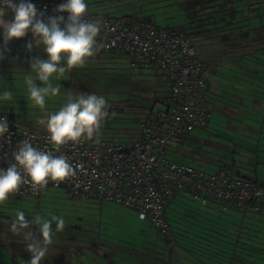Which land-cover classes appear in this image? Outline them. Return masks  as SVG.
<instances>
[{
  "label": "crops",
  "instance_id": "crops-1",
  "mask_svg": "<svg viewBox=\"0 0 264 264\" xmlns=\"http://www.w3.org/2000/svg\"><path fill=\"white\" fill-rule=\"evenodd\" d=\"M142 18L157 26L153 16ZM5 19L11 20V13ZM182 20V24L171 27L190 40L197 57L210 71L206 93L210 117L205 127L196 128L178 142L168 144L167 156L206 172L223 168L233 176L264 185V8H250L246 0H202L197 8L188 14L185 12ZM0 33L2 50L12 55L0 61L2 68L14 70L22 77L34 74L33 80L40 82L31 70V60L46 56L42 48L26 49L31 32L7 45L3 43L2 29ZM126 64L129 73L139 81L131 88L136 93L135 104L128 105L141 120L144 114L161 106L169 83L155 67L130 68L126 53L103 47L87 58L83 67L73 68L59 77L54 74L50 82L70 84L59 95L75 94V89L87 92L88 84L83 75L115 73ZM154 71L157 74L154 75ZM150 72L153 74L148 75ZM141 83L147 87H137ZM60 108H45L41 114L29 112L20 116L5 108L0 110L21 123H30L33 129L46 130L38 121ZM139 134L138 130L132 140ZM183 199H186V209H183L186 214V264H264V214L219 201L203 206L188 200V194H181L166 209V212L171 211L169 216L174 225H178L176 216L181 215ZM12 252L0 251V264H24V259L14 257Z\"/></svg>",
  "mask_w": 264,
  "mask_h": 264
},
{
  "label": "built area",
  "instance_id": "built-area-1",
  "mask_svg": "<svg viewBox=\"0 0 264 264\" xmlns=\"http://www.w3.org/2000/svg\"><path fill=\"white\" fill-rule=\"evenodd\" d=\"M246 1L250 8H264V0ZM31 2L44 12L46 20L57 15L54 9L66 0ZM85 19L100 20L98 44L126 53L130 68H157L167 78L169 91L159 108L141 117L140 134L130 143L107 139H98L97 143V139L82 137L79 143L55 146L47 130L25 127L0 110L9 129L5 137H0V169L6 170L13 162L12 152L21 140L42 152L65 156L76 169V175L59 186L49 181L46 188L37 191L26 184L9 198L37 197L48 187L63 188L74 199L103 200L136 210L170 242L174 233L166 209L181 194H188L203 206L219 201L264 214V185L233 176L223 168L206 172L167 156L168 144L205 127L210 117L206 98L210 71L197 57L190 40L177 28L157 27L142 17L93 14L87 9Z\"/></svg>",
  "mask_w": 264,
  "mask_h": 264
},
{
  "label": "rangeland",
  "instance_id": "rangeland-1",
  "mask_svg": "<svg viewBox=\"0 0 264 264\" xmlns=\"http://www.w3.org/2000/svg\"><path fill=\"white\" fill-rule=\"evenodd\" d=\"M201 2L202 0H87L86 4L90 12L122 18L151 15L158 27H171L173 24H182L184 22L182 17L185 12L188 14L193 8H197ZM1 43L2 40L0 39V61L12 56L9 51L2 50ZM124 67L121 68V71L115 73L105 72L89 75L88 85L90 90L87 92L75 89L74 95L94 93L97 96L105 97L109 105L107 109L108 116L103 120L102 128L93 139L129 143L133 139L132 136L136 135L138 130L140 131V117L128 105L135 104L134 97L136 93L132 92L131 88L138 84V78L129 73L127 64ZM155 73L154 71V75ZM151 74L153 72L148 75ZM26 75L34 77V74L30 73ZM26 77L16 74L14 70H5L0 65V93L5 90L13 92L11 101L0 100L1 109H8L17 116L29 112L35 114L43 112L28 98ZM67 84L68 82H60V93L65 92L63 90H66L65 86ZM36 85L38 87L44 86L40 82H36ZM55 85L57 86L59 83ZM141 86L143 88L147 87L143 83L137 85V87ZM67 90L70 92V89L67 88ZM67 102L68 96L66 95L47 96L45 97V108L62 107ZM22 124L28 128H35L28 122H22ZM188 200L195 201L191 197ZM181 202L182 206L179 210L181 215L176 216L179 218V221L176 220L178 225H174L173 220L171 221L169 216L171 211L166 212L174 233V241L170 242L159 234L145 215L138 213L136 210L103 200L74 199L63 188L48 187L37 197L9 198L4 204H0V240L2 243L0 251H19L18 253L12 252V254L15 255L14 257H22L24 264L31 259L30 254L23 250L24 241L15 239L16 236L10 232V226L16 217V213L23 211L29 220L36 215L50 219V213L63 217L65 230L71 227L89 229L93 235L95 234V239L113 244L127 242L137 247L147 246L150 250L157 252L158 255L161 254L168 264H186V214L183 210L186 209V199L181 200ZM194 223L197 226V222ZM52 227L55 229V222H53ZM30 230L34 236H39L34 225ZM51 252L57 257L61 255L60 249H54ZM95 258L92 253H88L79 256L73 255L69 262L63 260L54 262L46 259L43 263L92 264Z\"/></svg>",
  "mask_w": 264,
  "mask_h": 264
},
{
  "label": "clouds",
  "instance_id": "clouds-1",
  "mask_svg": "<svg viewBox=\"0 0 264 264\" xmlns=\"http://www.w3.org/2000/svg\"><path fill=\"white\" fill-rule=\"evenodd\" d=\"M87 8L85 0H66L54 9L57 15L45 20L44 12L39 11L31 0H19L18 3L0 0V29L4 45L14 39L24 38L31 32L32 38L26 43V49L32 51L34 47H39L45 53L46 58L34 57L31 60V70L44 86L38 87L31 75L25 79L28 98L40 109L45 108V97L57 96L61 91L60 85L53 86L50 83L54 74L59 77L73 68L83 67L87 58L107 47L97 42L101 31L100 20L85 19ZM9 13L11 20L5 19ZM62 14L67 15L65 17ZM12 99V91L0 93L2 101ZM108 107L103 96L94 93L74 95L70 92L68 102L59 111L48 114L46 119H40L38 123L46 126L49 141L55 146L68 142L79 143L82 137L92 140L97 136L103 120L108 116ZM8 133L7 119L0 117V137ZM12 158L13 162L6 170L0 169V204L19 193L22 185L30 184L33 190L38 191L46 188L49 181L59 186V183L76 175V169L65 156L42 152L27 140L20 141L12 152ZM49 216L50 219H46L36 215L29 220L23 211H18L11 223L10 232L23 239L24 248L31 256L27 264H41L54 242V234L65 228L63 217L50 213ZM53 222L55 229L52 227ZM33 225L39 238L30 230Z\"/></svg>",
  "mask_w": 264,
  "mask_h": 264
},
{
  "label": "trees",
  "instance_id": "trees-1",
  "mask_svg": "<svg viewBox=\"0 0 264 264\" xmlns=\"http://www.w3.org/2000/svg\"><path fill=\"white\" fill-rule=\"evenodd\" d=\"M89 75L82 76L87 84ZM88 90H90L89 85ZM15 239L23 241L21 237H15ZM54 249H60L61 257L52 254L51 251ZM23 250L28 253L25 248ZM13 252L18 253L19 251L13 250ZM88 253H92L96 257L92 264H168L167 260L161 254L158 255L157 252L150 250L147 246L137 247L127 242L113 244L101 239H95V234L93 235L89 229L77 227H71L67 230L64 229L62 232L55 233L54 242L49 246L48 254L41 263L46 259L54 262L57 260L69 262L73 255L79 256Z\"/></svg>",
  "mask_w": 264,
  "mask_h": 264
}]
</instances>
